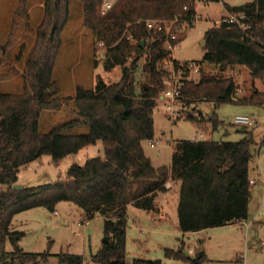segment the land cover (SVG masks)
Masks as SVG:
<instances>
[{
    "label": "trees",
    "instance_id": "16d2710c",
    "mask_svg": "<svg viewBox=\"0 0 264 264\" xmlns=\"http://www.w3.org/2000/svg\"><path fill=\"white\" fill-rule=\"evenodd\" d=\"M81 1L83 24L106 50L105 71L121 67V77L112 83L99 78L91 89L77 87L72 100L78 119L41 133L42 112L59 110L71 99L58 97L60 90L53 80L70 0H43V16L25 62L23 89L20 93L0 92V264H48L53 254L25 252L15 238L21 234L13 231L11 224L20 212L37 207L56 212L57 204L65 201L77 205L85 221L102 217L109 243L89 259L59 253L56 264H85L86 260L90 264H153L126 260L127 211L132 205L157 212L159 194L166 191L169 181L180 182L177 213L182 233L248 220L256 145L251 131H245L237 142L211 138L175 141L170 166L154 167L146 155L143 143L154 138V109L167 74L161 64L170 55L164 48L166 31L148 30L146 22L174 23L177 30L183 23L192 24L198 2H221L228 13L245 14L252 25L247 32L252 39L223 18L206 31L203 62L223 71L244 66L254 81L264 85V0L239 6L223 0H115L104 13V0ZM28 3L19 0L16 14L27 17ZM236 89L231 76L202 74L197 80L185 81L181 95L187 108L198 102H211L216 107L233 101ZM238 102L262 108L264 91L255 90ZM209 122L213 130L221 124L214 113ZM82 125L90 127L88 134H64ZM98 141L102 142L103 157L89 158L83 165L71 164L65 177L54 182L13 189L23 166L43 155L58 162ZM7 239L13 246L10 252L4 246ZM198 254L190 258L182 249L165 252L166 257L186 264H202L205 253L199 258Z\"/></svg>",
    "mask_w": 264,
    "mask_h": 264
},
{
    "label": "rangeland",
    "instance_id": "374dc122",
    "mask_svg": "<svg viewBox=\"0 0 264 264\" xmlns=\"http://www.w3.org/2000/svg\"><path fill=\"white\" fill-rule=\"evenodd\" d=\"M18 1L0 0L2 93L22 91L25 62L34 44L36 28L44 11L43 0H29L28 16L17 15ZM252 1L223 0L231 6ZM196 12L200 20L194 24L183 23L176 30L179 48L172 52L174 58L180 62L194 63L200 69V72L194 75V80L202 74L215 76L221 73L223 76L233 77L237 89H240L239 101L245 96H250L255 90L264 91V85L258 80L254 81L244 66L223 71L217 65L203 62L206 53L203 46L206 31L228 12L221 2L208 5L198 2ZM61 38L62 46L54 66L53 80L60 90L58 97L71 99L59 110L42 112L39 128L41 133H49L78 119L77 109L72 100L77 87L91 89L95 87L99 78L112 83L121 77V67L105 71L103 61L106 50L103 45L95 42L92 32L83 24L81 0H70L69 19ZM162 93L154 109V138L143 143L144 151L152 158L153 165L170 164L175 141L191 140L202 135L203 138L215 141L237 142L244 138L245 131H251L256 142L252 165L258 171L253 172V175L255 174L253 179L259 178V183L252 189L249 227L226 225L205 229L196 234L182 235L175 213H171L165 223L155 224L149 217L138 218L135 215L138 210L131 206L127 211L132 220L127 229L126 258L161 260V264H186L182 260L168 258L165 255L168 249L175 252L182 249L184 255L190 258H195L203 251L206 259L202 264H264V144H262L264 106L260 108L236 101L222 102L216 107L211 102H198L188 108L183 104L182 109L178 110L179 118L174 120L171 119L166 107L169 103L161 98ZM212 113L221 121L216 130H213L209 122ZM237 115L249 116L253 121L252 126L234 124L233 117ZM89 131L88 125H82L67 129L64 134L86 135ZM150 142L154 143L153 147L150 146ZM159 155L161 157H158ZM103 156L101 141L58 162L53 161L49 155H43L19 170L17 185L31 187L54 182L65 177L71 164L83 165L89 158ZM5 188L2 186V189ZM55 211L56 213L44 207H37L15 215L11 228L21 234L19 238L18 235L15 238L25 252H50L53 256L50 257L48 264H56L55 255L62 252L79 254L86 259L98 252L106 238L103 219L100 216L85 221L82 210L69 201L57 204ZM138 219L140 222H133ZM4 246L7 252L13 250L8 239ZM85 264L90 263L86 260Z\"/></svg>",
    "mask_w": 264,
    "mask_h": 264
},
{
    "label": "built area",
    "instance_id": "2783aa9c",
    "mask_svg": "<svg viewBox=\"0 0 264 264\" xmlns=\"http://www.w3.org/2000/svg\"><path fill=\"white\" fill-rule=\"evenodd\" d=\"M114 2L106 1L102 5V12H106L109 10ZM204 4H210L207 2H203ZM186 9V7H185ZM225 21L229 23L236 24L242 31L245 37L252 39V36L249 35L248 30L251 29L252 25L247 21V17L243 13L234 14V13H228L225 17H223ZM223 18L220 21H216L215 24H219ZM200 20L199 15L196 16L195 20L192 22L194 24ZM174 23H172L170 26L162 25L155 21H147L146 27L148 30H165L166 31V39L164 41V48L167 52H170V55L168 58H166L161 66L166 71V76L163 78V84H164V90L162 93L161 98L165 100L167 103L166 107L170 112L171 119H178L179 113L178 110H181L183 107V97L181 95V88L185 81L187 80H194V75L198 74L200 72V69L194 64V63H187V62H180L174 58V54L172 52L175 51V49L179 48V40L177 37V32L173 28ZM99 45H103V43H99ZM240 96V89H236L234 93L232 94L231 98L233 101L238 102ZM166 104V103H165ZM233 123L236 125H246V126H252L253 121L249 116L246 115H237L233 117ZM203 139V136H196L192 138L191 140H199ZM150 146L153 147L154 143L150 142ZM250 183L252 185H255L256 182L251 179ZM192 252V250H190Z\"/></svg>",
    "mask_w": 264,
    "mask_h": 264
},
{
    "label": "crops",
    "instance_id": "0c3cea01",
    "mask_svg": "<svg viewBox=\"0 0 264 264\" xmlns=\"http://www.w3.org/2000/svg\"><path fill=\"white\" fill-rule=\"evenodd\" d=\"M114 1H112V2H114ZM104 2H106V1L104 0ZM219 12H220V10H219ZM221 141L222 140H219V142H221ZM172 149H173V147H172ZM148 157L150 158V160H151V162L153 164L152 158L150 156H148ZM158 157H161V155H159ZM171 161H172V157H171ZM171 161H170V164H168L167 166L171 165ZM153 166L154 167H160V166H163V165H156V166L153 165ZM24 167H26V166H23L21 169H23ZM255 172L258 173L257 168L255 169ZM253 176H252L251 179H253ZM256 179L257 180L253 179L256 182V184L253 185V186H256L259 183V178H256ZM165 186H166V191L165 192H161L159 194V197H158V203H159L158 211L157 212H147V211H144V210H141V209H138V208L135 207V209L138 210L137 212L135 211L136 212L135 215H137L138 218L139 217H142V218L143 217L144 218L145 217H149V220L151 222H155V224H157V223L158 224L165 223L164 221H166L170 217L171 213H175L177 218H178L177 208H178V202H179L180 182L169 181V182L166 183ZM252 198H253V194H252L251 200H252ZM251 200H250V204H251ZM250 204H249V219L246 220V221H241V222H236V223H233V224H229V226H239L240 225V226L249 227L248 222L250 221V217H251V215H250ZM131 206L132 205L128 206V210H129V208ZM131 220L132 219H130V217L128 215V225H129ZM133 222L137 223V222H140V220L138 219L137 221H133ZM196 233H199V232H192V233H182V232H180V234H182V235L196 234ZM126 242H127V234H126ZM126 260H127V262H132L135 259L132 260L130 258H126Z\"/></svg>",
    "mask_w": 264,
    "mask_h": 264
},
{
    "label": "water",
    "instance_id": "95a60500",
    "mask_svg": "<svg viewBox=\"0 0 264 264\" xmlns=\"http://www.w3.org/2000/svg\"><path fill=\"white\" fill-rule=\"evenodd\" d=\"M142 45H143V42H142ZM203 46L205 47L206 46V41L204 40L203 41ZM194 109H196L195 107H194ZM200 113H201V111H199ZM212 115V114H211ZM22 188V186H20V185H17V184H15V185H13V189H15V190H19V189H21ZM109 243V240H108V238L106 237L105 239H104V241H103V244H108ZM204 254V252L202 251V252H200L199 254H198V258L199 257H201L202 255ZM150 262H152L153 264H161V260H152V261H150Z\"/></svg>",
    "mask_w": 264,
    "mask_h": 264
}]
</instances>
